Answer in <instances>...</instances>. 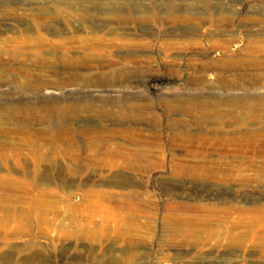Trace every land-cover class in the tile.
I'll use <instances>...</instances> for the list:
<instances>
[{
  "label": "rangeland",
  "instance_id": "374dc122",
  "mask_svg": "<svg viewBox=\"0 0 264 264\" xmlns=\"http://www.w3.org/2000/svg\"><path fill=\"white\" fill-rule=\"evenodd\" d=\"M0 28V264H264V0H0ZM120 56L150 61L99 85ZM139 128L156 157L126 167Z\"/></svg>",
  "mask_w": 264,
  "mask_h": 264
},
{
  "label": "bare ground",
  "instance_id": "6f19581e",
  "mask_svg": "<svg viewBox=\"0 0 264 264\" xmlns=\"http://www.w3.org/2000/svg\"><path fill=\"white\" fill-rule=\"evenodd\" d=\"M124 21L126 22V19H124ZM3 25H4L3 27L6 30H13V26H12L13 24L12 23H8V24L3 23ZM41 25L43 26V23ZM46 28L49 29L50 32L54 35H57L61 31V28H59L57 26H48L47 25ZM0 31H1V28H0ZM3 31H5V30H3ZM144 43L138 42V41L131 42V41H122L121 40L118 45H120L121 47L129 46L132 50L131 53H133V54L134 53L136 54V52H139L142 47H146V48H148V50L155 48L153 46V43L150 41H148L146 44H144ZM148 58H149V56L145 57V59L141 58L140 56H136L131 61L132 64L134 65L133 68H131V69L130 68L128 69V67L120 65V60L126 61V60H128V57L120 56L119 59L111 58L110 59V65L108 66V68L100 71L101 67H98V69L95 71V72L99 73V76H103L105 78V79H101V80L99 79L98 84L102 85V86L108 85V86L112 87V86H115L116 84L123 83L128 78H130V75L132 73L138 72L139 66L141 64H143L144 62L150 61V59H148ZM201 84H203V82H201ZM201 97H202L201 95H198V96L197 95H190V96L185 97L184 100L186 102L189 101L193 104V106L190 108L192 112L200 111L201 113H203V115H208V99L200 100ZM198 100H200V102L197 103ZM97 123H99V125L103 124V122H97ZM202 123L203 122H196L195 125L204 127V125ZM212 123L214 125L211 129L208 130V127H204L203 130L205 133L211 134L212 139L216 140L217 142L224 144V143H231L232 141L233 142H239L240 139H242V140L246 139L244 137H241V135H239V133L242 134V132L240 130L242 125H243L242 122H234L232 128H230V129L226 128V124H224L226 122H212ZM170 124L171 125L169 126V128L173 131H171V133L168 136L166 135L163 137L165 141L172 140L174 142V144H173L174 147H178L181 145H188V144L193 143V140L196 138V135H197L194 132H191V125L193 124V122H170ZM178 124L179 125L182 124L184 126L183 131H175V129H176L175 126H177ZM172 126H174V127L172 128ZM155 129L160 131L159 128H157V127H155ZM125 132H127V131L126 130H120V129H111L110 131H106V129H102L100 131V133L107 134V135L115 134V133L121 134V133H125ZM133 132H134V134H132L133 147L110 146V147H108L107 151L112 156L122 157L125 161H127L126 163H124V166H126V167L137 166L138 168L139 167L142 168L143 165H140V162H143L144 160L148 159L149 157H156L155 151L153 149H151V147L154 146V142L149 141V139H151V137L143 134L141 128L136 129V130L133 129ZM218 134H222V137L218 138ZM97 138H99V137H97ZM205 140H208V136L205 137ZM103 147L106 148L105 146L100 145V144L97 146V148H99V149H101ZM180 161L181 160L178 157L172 156L170 158V162H167V164H165L163 166H164V168L172 169V171H174V172L179 171L181 168H184L186 166L185 163H182ZM128 233H130V232H128ZM124 237H126V236H124ZM123 239L125 241V238H123ZM126 242H127L126 245H127L128 252L132 251V249L134 248V245H135L134 239L128 238V240H126Z\"/></svg>",
  "mask_w": 264,
  "mask_h": 264
}]
</instances>
